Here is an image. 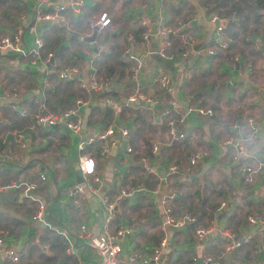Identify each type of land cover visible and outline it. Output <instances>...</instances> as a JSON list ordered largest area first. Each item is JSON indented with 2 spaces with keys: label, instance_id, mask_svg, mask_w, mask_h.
<instances>
[{
  "label": "crops",
  "instance_id": "1",
  "mask_svg": "<svg viewBox=\"0 0 264 264\" xmlns=\"http://www.w3.org/2000/svg\"><path fill=\"white\" fill-rule=\"evenodd\" d=\"M64 1L51 0L41 4V10L50 12ZM13 3L14 11L7 7V3L1 7L5 13H0V36L11 34L18 28L25 29L39 0H13ZM81 4L77 15L71 9H65L68 25L64 37L54 53L52 51L51 62L58 67L71 63L81 66L88 58L94 60L113 41L120 42L123 44L120 59L131 65L111 86L119 92L128 83L130 90L139 86L146 91L153 74L159 71L168 74L173 86L171 96L177 103L176 129L183 137L171 140L166 130L161 133L166 141L158 144V150H151L153 154L149 156L138 148L136 157L131 152L122 153L123 138L117 134L107 138L109 148L106 153H101L103 142L99 140L98 150H90L94 159L92 176L95 178V181L90 178V184L94 191L85 190L83 200L76 207L66 190L71 184L79 183L76 181L80 176L76 166L80 153L76 147L77 136L60 127L38 126L33 129V126L25 125L18 128L19 120L12 116L13 109L0 105L2 124L5 125V128L0 127V156L12 157L11 160H0V185L37 179L32 166L38 165L45 180L38 181L35 193L46 202L44 222L51 226L46 228L31 219L34 205L22 196L19 189L0 191L3 241L13 245L19 253L16 263L0 255V264H98V258L72 232L84 224L88 230L99 233L105 217L102 197L115 201L118 189L140 186L143 189L139 193L114 202L111 228L124 230L120 240L123 246L121 264H127V255L132 250L142 255L136 264H152L144 257L154 251L162 238L166 244L160 252L158 264H192L193 257L202 254L216 256L226 243L220 233L223 229L237 237L245 232L249 236L246 242L223 256L224 262L262 264L264 228L257 230L255 225H247L246 217L250 214L264 217V165L258 166V160L264 154V25H249L247 38L237 43L231 41L222 50L212 44L216 40L214 24L197 0H82ZM84 10L85 16L90 15L86 16L82 28H74L69 19L78 20ZM100 12L108 14L109 28L114 29H108L107 38L103 35L105 31L89 32L87 27L89 20ZM141 20L151 31L154 29L146 44L140 38L141 31L137 33L138 39H133V32L139 29ZM57 27L43 21L37 25V30L43 36L48 30L59 29ZM161 28L172 29L174 33L169 38L161 37ZM184 33L190 36L192 43L187 46V55L181 58L177 52L181 46L180 36ZM31 38L25 31L23 41L26 47H30ZM163 41L165 48L160 55L157 50ZM206 50H211L212 54L206 55ZM38 70L26 59L18 57L15 60L9 54L0 53V104L6 102L5 93L15 94L13 105L19 113L32 115L39 102L49 104L53 76ZM60 89L59 95L63 98L66 89ZM127 92L125 96L121 95L119 102L109 105L114 114L111 121L107 122L103 113L97 116L95 109L88 127L81 128V133L85 136L101 131L112 121L131 127L135 121L133 114L138 119L140 114L134 110L133 113L121 111L122 100L131 91ZM94 96L86 97L84 104L77 106L83 120L88 119L89 109L96 108V105L103 112L104 107L99 104L101 97L95 99ZM77 98L76 94L74 99ZM116 105L120 108L117 115L114 112ZM53 107L58 110L60 105L54 104ZM160 108L155 107L145 114L151 124L162 123L157 116ZM188 108H199L204 113ZM148 114H152L151 119L146 116ZM248 118L254 123L251 138H247L245 122ZM15 131L21 133L23 146H19L12 136ZM157 133L158 130L152 139L146 138L148 144L159 142ZM229 136L241 138L246 155L236 160L232 158V148L223 142ZM195 151L200 152V158L189 167L188 158ZM142 158L157 176L144 171ZM170 165L177 169L173 174L168 172ZM248 165H253L256 170L249 182L245 180L244 172ZM161 172L162 178L159 176ZM164 195L168 200H162ZM222 201L225 207L219 210ZM165 208L176 217L194 211L203 214L197 222L172 229L162 223ZM208 223H212L216 231L207 239L196 241L193 229ZM61 230L63 235L59 232ZM54 235L62 238L61 244Z\"/></svg>",
  "mask_w": 264,
  "mask_h": 264
},
{
  "label": "built area",
  "instance_id": "2",
  "mask_svg": "<svg viewBox=\"0 0 264 264\" xmlns=\"http://www.w3.org/2000/svg\"><path fill=\"white\" fill-rule=\"evenodd\" d=\"M51 0H39V3L34 8L33 14L31 16V22L26 26L25 29H16L11 34H6L0 37V50H9L12 52L16 58L25 57L27 61L33 65L37 66L38 71H43L47 75H55L57 78L62 80H70L72 78H77L79 88L85 90L87 94H91L94 91H101L104 89V84L100 82L98 78L95 77L92 71L88 72L86 66L91 63L92 58H88L85 61V64L74 65L68 64L59 69L49 68L48 63L51 59V53L45 54V56H41V48L43 45V41L41 35L37 30V25L43 21L51 22L57 26H65L66 25V17H65V9L70 8L75 15L78 14L79 8L82 5V0H65L62 3H58L55 5L54 9L50 12H45L41 10V4L50 3ZM210 22L214 24L217 45L221 48H225L227 46L226 42L222 41L219 37L221 25L220 21L222 19L217 16H211L208 18ZM139 26L142 28L140 38L144 44H146L151 36V29L149 25H147L144 21L138 22ZM111 26L110 18L106 12H100L93 16L87 27L89 32L95 30L96 32H101L102 30L109 28ZM27 32L31 35V45L30 47H26L23 41L24 32ZM161 37L167 38V35L170 33H174L171 29L161 28L159 31ZM181 46L177 52V55L181 58H184L187 50V46L192 43V40L189 35L181 34ZM165 48V42H161L160 48L157 52L160 55H163L162 52ZM92 49V48H91ZM206 55H211V50L205 51ZM136 60L135 58H132ZM135 69L132 68V71ZM173 93V86L171 84L170 77L168 74L163 72H156L150 77V81L148 83L147 90H142L139 86H134L131 92L123 99V106H129L133 108H144L148 111H153L157 105H160L161 108L159 110L160 115H166L168 112L166 108H171L173 111L177 109V103L174 98L171 96ZM165 96V100H163ZM15 97L13 93H5L4 99L11 100ZM112 102L108 97L102 98L100 105L105 107L110 105ZM80 104H84V100L81 101L76 99L74 102V106L65 110H49L43 102L38 103L36 111L32 114V124L40 127H60L68 131L69 133L77 136V149L81 150L84 144L90 143L92 141L100 140L102 141V152L106 153V149H108V140L107 138L111 135L117 134L119 138H123V148L122 153L130 152V145L127 141L128 134V126H122L117 121H112L108 124L107 127L103 128L101 131H94L87 135H83L81 133V119L82 116L78 111L77 106ZM119 105H116L114 112L116 115L119 113ZM189 111H195L198 113H204L202 109L199 108H188ZM209 113V111H207ZM175 119H169L166 122L167 132L171 140H177L183 137V134L176 129ZM121 125V126H120ZM234 127V126H233ZM246 127L248 130L247 138H251L252 133L254 132V123L251 118L246 120ZM92 129V128H90ZM12 136L15 138L16 142L19 146H23L21 142V133L12 132ZM224 144L232 148V158L236 160L242 155H246L245 147L242 146L241 139H234V137L229 136L224 139ZM152 152L157 150V145H152ZM77 159V170L81 176L82 182L73 183L66 190L67 194L70 195V198L73 199V203L77 206L80 205V200H83L85 190L88 192L94 191L93 187L90 184V178L92 181H95V178L92 176L94 170V160L89 153H79ZM0 160H11V156L1 155ZM198 158H200V152H195L188 158V166H193L196 164ZM142 164H144V171L146 173L156 174L149 166L144 162L145 158L140 159ZM263 166L262 163H259L258 166ZM33 171L37 172V179L35 180H18L8 184L0 185V191L8 190L10 188H16L21 191V194L24 198L32 201L34 205V211L31 215L32 220H37L41 222L46 228H50L51 226L44 222L45 218V210H46V202L39 196L36 195L35 190L37 188L38 181H44L45 176L42 172L39 171L38 165L32 166ZM176 171L174 166L168 167V172L173 173ZM256 170L250 167L244 168V172L246 174L245 180L250 181L252 174ZM140 186V185H139ZM143 188L136 187L130 189H118L115 201H118L122 198L129 197L134 195L136 192L142 190ZM168 200L167 196L164 195V199ZM161 200V201H162ZM111 201L107 196L102 197L101 202L102 206L105 210V217L102 221V227L99 233H93L88 230L84 224H80L77 230L73 233L75 238H80L84 241L88 250L98 258V264H121L120 254L122 252V244L120 240L122 239L123 231L120 229H112V219L114 217V202ZM225 207V202H220L218 209L222 210ZM194 219L188 214H184L182 216L176 217L173 216L168 209H164V220L163 225L166 228H182L192 222ZM247 225H255L257 230H262L264 228V217H260L255 214H250L246 217ZM53 230L58 233L57 228L53 227ZM215 228L212 223H208L204 226L198 225L195 227L193 232V237L196 241L207 239V237L211 236L213 232H215ZM60 234H64V232L59 231ZM68 233V232H67ZM221 237L225 239L226 243L223 245L222 250L218 252L216 256H210L208 254H202L198 257L192 258V264H229L222 260L223 256L226 255L227 252L239 246L241 243L246 242L249 238L247 232L242 233L241 236H235L231 232L226 229L220 230ZM65 236V235H64ZM4 233L0 230V255L7 258L10 262L16 263L19 260V253L14 248L13 245H7L3 238ZM166 244L165 238L160 239L157 247L154 251L144 257L146 262H151L152 264H158V258L161 250ZM141 253L132 250L127 255V264H136V261L141 257ZM1 257V256H0ZM199 260V262H198ZM264 264V261L262 262Z\"/></svg>",
  "mask_w": 264,
  "mask_h": 264
},
{
  "label": "trees",
  "instance_id": "3",
  "mask_svg": "<svg viewBox=\"0 0 264 264\" xmlns=\"http://www.w3.org/2000/svg\"><path fill=\"white\" fill-rule=\"evenodd\" d=\"M197 2L200 6L204 7L205 13L209 15V18L214 15L220 19L225 18L228 20V23L226 24V26L224 28H221L220 34H219V37L221 38L222 41L226 42L227 46H229L231 41H233V43H237L239 41L242 42L244 40V38H247L246 32H247L249 25H259V24L264 25V13H263L264 12V0H197ZM4 3H7L6 4L7 7L13 8V11H14L13 0H0V8L2 7V5ZM210 6H212V8H210ZM68 9H70V8H68ZM91 10H93V9L91 8ZM20 12H22V11H20ZM85 12L86 11L84 10V14L80 15L79 16L80 18L78 20H76V19L70 20L69 19L70 24L74 28H82L83 23H84L85 19L87 18L86 16L90 15V13H89L85 16ZM0 13L2 15H4L5 10L3 8H1ZM231 18H235L234 21H231ZM67 25H68L67 22H66L65 26L57 27V25H55L59 29H51V30H48L46 33H44L43 36L41 35V38L43 41V45H42L41 52H40L41 56H45V54H47V53H51V55H52V51L54 53V51H55L57 45L59 44L60 40L65 35L64 29L67 28ZM138 27H139V29L136 30V32H133L134 33V37H133L134 40L138 39L137 33H138V31L142 30V28L139 25H138ZM184 34H187V33H184ZM4 35H6V34H4ZM170 35H172V34L171 33L168 34L167 38H169ZM212 44H215L218 48H220L222 50L227 48V46L225 48H221L220 46L217 45V42H212ZM103 50L99 55H97V57L94 60L91 61L90 64L87 65V71L93 72L95 77L98 78L100 80V82L104 84V89L101 91L91 92V94H87L85 92V90H83L81 88H80L81 89L80 90L78 88L77 78L74 77V78L70 79L68 82H64L66 80L59 79L55 75L51 74L50 76L51 77L53 76V79L50 80L51 89L49 91L51 99H50L49 104H46L50 108L49 110L57 111L56 110L57 108L53 107L54 104H56L58 106L60 105V108H58V110H65V109L73 107L74 102H75L74 96L76 94L78 95L77 99H79L81 101H83V99H86V97L88 98L90 95H95L94 96L95 99L100 98V97H101V99L104 97H108L111 100V102L117 103L122 98L121 95L125 96L128 93L127 91L132 90V89L130 90V85L128 83H126L125 86L122 87L121 91H119V92L118 91L116 92L114 87L111 86L112 84L115 85L122 78V76L125 74L126 68H128L129 65H131V64H128V63H126L120 59V56H121L122 51H123V44H121L118 41L117 42L113 41V43L110 45V47L108 49H106L104 51ZM0 53L9 54V56H11L12 59L18 60V58H16V56L12 52H10L9 50H0ZM20 58L26 59L24 57H20ZM71 64H73V63H71ZM66 65H68V64H66ZM48 66H49V68L52 67L53 69H59V68L63 67V66L58 67V66L54 65L51 62V59L48 63ZM37 73H38V71H37ZM25 74H26V71H25ZM60 87H64L66 89V94L63 98H62V95H59V92L61 91ZM13 100H15V97H13L11 100H6V102L1 103L0 105L1 106L5 105L8 108L13 109L12 116L14 117V119L19 120L18 123L16 124V126L18 128H21L25 125H29V127L33 126V129L38 127V126L32 124L31 113L26 112L25 114H23L22 112L19 113V110L14 109L15 106L13 105V103H14ZM99 104H100V102H99ZM156 107L158 108V107H160V105H157ZM95 109L97 110V116L103 113V116L105 118H107V122L111 121L110 119H112L114 117L113 111L109 105H107L103 108V112L99 108V106L96 105V108L89 109L90 112L87 116L88 119H85V120L81 119L82 128L88 127L89 122L92 120L93 112ZM123 110L124 111H130L132 113L135 111V112H138L140 114L139 119L137 118L136 115L133 114L135 121H134V124L131 125V127H128V134H127V141L130 145V152L135 157L138 155V153H137L138 148H141L143 150V153L146 155L151 156L153 154L151 152V150H152L151 145L148 144V141L146 140V138L152 139V136H155L157 130L159 131V134L157 133V138H158L159 143H163L166 141V139L163 138L161 133L165 132L167 130L166 122L169 119H174V114L177 113L168 107V108H166L168 113L166 115H160V118L162 119V123L161 124H151L150 120H148L145 117V114L148 113V110H146L144 108H133L132 106L131 107L121 106V111H123ZM0 112H1V109H0ZM2 120H4V119L2 116V112H1V114H0V127L5 128V125L2 124ZM245 124H246V122H245ZM89 127H91V126H89ZM13 129H17V128H13ZM99 143H100V141L96 140V141H92L90 143L84 144L83 148L81 150H79V152L90 154V150L97 151L98 150L97 144H99ZM153 143H154V141H153ZM156 145H158V144H156ZM259 159L260 160H258V164L262 163L264 165V154ZM246 167L253 168V165L245 166V168ZM202 214L203 213H196L194 211V212L189 213L188 215L193 217L194 220L192 223H194V222H197V219L199 217H201ZM194 229H193V232H194ZM54 237H55V239L60 240V244H61L62 238L58 237L56 235H54ZM56 246H57V243H56ZM51 248H53L52 245H51Z\"/></svg>",
  "mask_w": 264,
  "mask_h": 264
},
{
  "label": "water",
  "instance_id": "4",
  "mask_svg": "<svg viewBox=\"0 0 264 264\" xmlns=\"http://www.w3.org/2000/svg\"><path fill=\"white\" fill-rule=\"evenodd\" d=\"M232 19H234V18H232ZM226 24H227V20H225V19H222L221 21H220V25H221V27L222 28H224L225 26H226ZM152 32H154V29H152V31H151V33ZM125 100H122V102H124ZM163 173H164V171H163ZM159 176H160V178H162L164 175L162 174V172L159 174ZM76 181L77 182H82V180H81V178H80V176H77V179H76ZM115 206H114V208L116 207V204H114ZM113 208V209H114Z\"/></svg>",
  "mask_w": 264,
  "mask_h": 264
},
{
  "label": "rangeland",
  "instance_id": "5",
  "mask_svg": "<svg viewBox=\"0 0 264 264\" xmlns=\"http://www.w3.org/2000/svg\"><path fill=\"white\" fill-rule=\"evenodd\" d=\"M98 11H100V10H98ZM116 27V26H115ZM108 29H110L111 31H114V29H112V28H107V29H104L103 31H105L104 32V34L103 33H101V34H103L106 38L107 37H109V33H107V32H110V30H108ZM86 38V37H85ZM92 38V37H91ZM88 39H90V38H88ZM87 39V40H88ZM152 115V114H151ZM151 115L150 114H148V115H146L147 117H149V119H151ZM157 116H159V115H157ZM154 144H160L159 142H156V143H154ZM153 145V144H152ZM152 145H151V147H152ZM196 152V151H195ZM194 153V152H193ZM141 157H145V156H141ZM94 160V159H93ZM137 193H139V191L138 192H136V194ZM38 196V195H37ZM40 197V196H39Z\"/></svg>",
  "mask_w": 264,
  "mask_h": 264
},
{
  "label": "clouds",
  "instance_id": "6",
  "mask_svg": "<svg viewBox=\"0 0 264 264\" xmlns=\"http://www.w3.org/2000/svg\"><path fill=\"white\" fill-rule=\"evenodd\" d=\"M171 30V29H170ZM142 31V30H141ZM171 34H173V33H171ZM160 117V116H159ZM158 148H159V145H157V150H158ZM170 166H172V165H170ZM177 170V169H176ZM174 173V172H173ZM173 173H170V174H173ZM152 175H154V176H157V173L156 174H152Z\"/></svg>",
  "mask_w": 264,
  "mask_h": 264
}]
</instances>
